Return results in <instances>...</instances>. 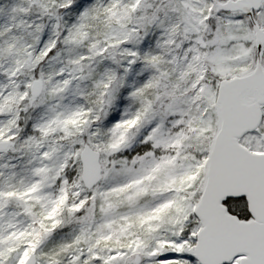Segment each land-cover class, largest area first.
<instances>
[{
	"label": "snow or ice",
	"instance_id": "snow-or-ice-1",
	"mask_svg": "<svg viewBox=\"0 0 264 264\" xmlns=\"http://www.w3.org/2000/svg\"><path fill=\"white\" fill-rule=\"evenodd\" d=\"M0 264H264V0H0Z\"/></svg>",
	"mask_w": 264,
	"mask_h": 264
}]
</instances>
